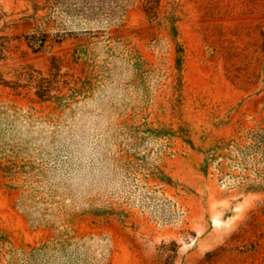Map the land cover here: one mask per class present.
Returning a JSON list of instances; mask_svg holds the SVG:
<instances>
[{
  "label": "rangeland",
  "instance_id": "1",
  "mask_svg": "<svg viewBox=\"0 0 264 264\" xmlns=\"http://www.w3.org/2000/svg\"><path fill=\"white\" fill-rule=\"evenodd\" d=\"M0 48V264H264V0H0Z\"/></svg>",
  "mask_w": 264,
  "mask_h": 264
},
{
  "label": "trees",
  "instance_id": "2",
  "mask_svg": "<svg viewBox=\"0 0 264 264\" xmlns=\"http://www.w3.org/2000/svg\"><path fill=\"white\" fill-rule=\"evenodd\" d=\"M3 52V48H0V53L3 54ZM18 82L5 80L0 73V83H5L16 88V86H20ZM12 83L15 86L10 85ZM36 88V94L41 99L47 97L46 93L49 92L47 85L40 84ZM79 171L77 169L73 174H77L81 178L80 184L82 186V182L88 177V171L85 166H80ZM79 196H81L83 204L86 206L94 205L95 200L90 197L91 195L88 196L80 193ZM106 241V239L98 237L85 239L63 237L53 241H44L40 245L33 246L22 262L23 264H109L107 260L108 245Z\"/></svg>",
  "mask_w": 264,
  "mask_h": 264
}]
</instances>
